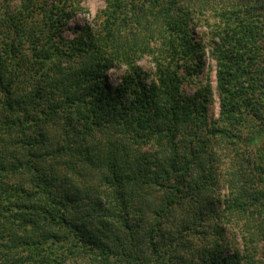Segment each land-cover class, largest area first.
<instances>
[{"label":"trees","instance_id":"obj_1","mask_svg":"<svg viewBox=\"0 0 264 264\" xmlns=\"http://www.w3.org/2000/svg\"><path fill=\"white\" fill-rule=\"evenodd\" d=\"M82 1L0 0V264H264V0Z\"/></svg>","mask_w":264,"mask_h":264},{"label":"rangeland","instance_id":"obj_2","mask_svg":"<svg viewBox=\"0 0 264 264\" xmlns=\"http://www.w3.org/2000/svg\"><path fill=\"white\" fill-rule=\"evenodd\" d=\"M106 0H83L82 1V9L77 12L72 19L67 23L65 27V35L68 38H72L76 34V30L83 27L86 24H90L92 26H95L96 23L100 21L99 18V12L101 8L105 6ZM206 25H200L195 29V32L197 36L204 37V41H208V38L206 34H203L204 31H207ZM211 48L208 46L207 48V55H206V67H205V73L203 75H200V80L203 82L207 81L206 75H209L211 80L213 81V85L215 88L214 92V101L210 105V110L214 114H218L220 108H219V102L217 98V92H216V60L211 56ZM141 65L145 68H149L151 66L150 58L144 57L141 60ZM120 77V71H116L114 73H110L108 76V81L110 84H116ZM185 90L188 94L193 93L195 90V86L193 85H186Z\"/></svg>","mask_w":264,"mask_h":264}]
</instances>
